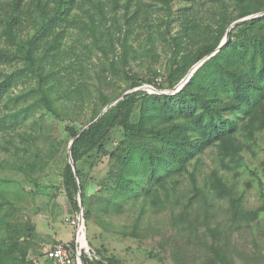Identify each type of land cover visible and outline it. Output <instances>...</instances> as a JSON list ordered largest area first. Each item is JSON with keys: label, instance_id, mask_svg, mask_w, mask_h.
I'll use <instances>...</instances> for the list:
<instances>
[{"label": "trees", "instance_id": "16d2710c", "mask_svg": "<svg viewBox=\"0 0 264 264\" xmlns=\"http://www.w3.org/2000/svg\"><path fill=\"white\" fill-rule=\"evenodd\" d=\"M158 1L164 15L157 18L156 25L135 0H0V65L23 64L12 73L1 74L0 104L5 100L19 102L29 95H39L33 104L14 112L3 114L0 109V137L10 136V143L18 149L13 143L16 134L20 141L37 150L36 135L19 132L18 126L28 122L32 127L37 125L32 113L38 104L59 119L64 115L71 118V113L63 112L60 107H84L87 103L85 84L69 79L67 72L82 75L86 69L82 56L86 57L93 50L109 63L105 73L122 74L130 79L128 90L145 85L158 91L173 90L196 64L207 59L179 92L152 94L139 90L109 108L74 142L72 158L77 176L67 162L62 173L63 188L78 213L81 191L84 218L89 219L86 194L89 177L79 168V162L92 160L93 169L96 157L109 154L120 166L116 194L122 200L151 197L153 204L169 202L179 189L180 179L188 174L193 195L188 199L186 210L201 193L204 200L227 198L233 220L253 222L264 206L245 212L240 205L242 196L232 191L218 170L201 188L197 167L201 156L211 148L216 149L222 169L238 166L246 148L239 132L252 137L264 130V15L233 28L227 43L219 49L234 22L264 13V0H234L237 14L233 16H229L230 8L225 0H206L204 3L211 4V11L205 12L210 14V19L206 14L201 15L202 9L193 4L175 13L176 0ZM173 22L180 25L175 35L170 33ZM163 25L165 33L152 32ZM140 29L148 30L149 39L159 34L172 49L174 61L165 80L159 81L156 71L152 76L139 77L126 68L130 58L138 56L130 40L132 36L139 39L137 31ZM68 35H74L70 44ZM116 54L121 58V69L116 63ZM21 77L36 79L37 88L12 96L11 88ZM125 92L113 99L102 94L100 108L86 126ZM242 112H245L243 119L230 117ZM83 128L71 124L66 130L74 140ZM118 132L122 133V139L111 152L108 145ZM51 153L54 157V152ZM190 166H194L192 171ZM19 169L26 174L25 167ZM1 222L6 221L0 218V230ZM213 250L211 261L234 264L218 249ZM82 261L84 264H120L104 256L90 260L83 255Z\"/></svg>", "mask_w": 264, "mask_h": 264}, {"label": "rangeland", "instance_id": "374dc122", "mask_svg": "<svg viewBox=\"0 0 264 264\" xmlns=\"http://www.w3.org/2000/svg\"><path fill=\"white\" fill-rule=\"evenodd\" d=\"M204 1L176 0L173 9L177 13L181 8L193 4L195 8L202 9L201 15L206 14V18L210 19V14L205 12L211 9V4ZM135 2L147 10L157 25V18L164 15L159 1ZM225 2L230 8L229 16L236 15L234 0ZM156 30L165 33L166 27L163 25L152 32ZM179 30V23L173 22L171 35ZM137 33L139 39L132 36L130 45L138 56L136 59L130 58L127 70L139 77L152 76L151 73L156 71L158 80H165L174 61L172 49L159 34L157 36L155 33L153 39H149L148 30L140 29ZM73 37L67 36L68 44L72 43ZM82 58L86 68L82 75L73 71L67 72L70 76L64 74L85 84L87 103L84 107H60L63 112L69 111L71 118L64 115L59 119L41 103L38 104L32 113V119L37 118V125L32 127L28 122L18 126L19 132H33L36 135L37 150L20 141L16 134L13 143L18 149H14L10 143V136L0 137V218L8 223L1 222L0 264H51L45 257L46 250L55 243L72 242L76 238L81 215L73 209L62 184L63 168L70 162L72 142L66 127L71 124L79 128L86 126L99 110L102 94L113 99L123 91H132L128 90L130 79L122 74L114 76L105 73L109 63L97 50ZM115 60L121 69L119 54H116ZM22 67V63L0 65V79L1 74L12 73ZM35 88L36 79L21 77L11 88V94L17 96ZM169 91L172 90H160ZM38 97L34 94L19 102L5 100L0 104V109L3 114L14 112L33 104ZM244 115L245 112H242L230 117L243 119ZM239 135L246 144L239 165L222 169L216 149L211 148L201 156L197 167L198 184L204 188L211 174L218 170L232 191L242 196V209L253 212L264 206V130L257 131L252 137L241 131ZM121 139L122 133L115 134L108 150L114 151ZM91 163L92 160L79 162V168L89 177L86 194L90 216L87 220L84 218L82 243H88L90 251L97 253L98 258H113L120 264H221L211 261L214 258L213 249L216 248L234 264H264V210L250 223L233 220L227 198L208 197L204 200L201 193L186 210L188 199L193 195L188 174L180 179L179 189L169 202L153 204L151 197L122 200L116 194L119 164L109 154L96 157L93 169ZM20 166L26 168V174L19 169ZM193 169L194 166H190L189 170Z\"/></svg>", "mask_w": 264, "mask_h": 264}, {"label": "built area", "instance_id": "2783aa9c", "mask_svg": "<svg viewBox=\"0 0 264 264\" xmlns=\"http://www.w3.org/2000/svg\"><path fill=\"white\" fill-rule=\"evenodd\" d=\"M81 226L82 222L81 218H79V229L74 241L58 242L46 250L45 257L51 264H84L82 261L83 255H87L90 260L98 258L95 252L90 251L88 243L85 245L82 243L81 235L83 232L80 231Z\"/></svg>", "mask_w": 264, "mask_h": 264}, {"label": "water", "instance_id": "95a60500", "mask_svg": "<svg viewBox=\"0 0 264 264\" xmlns=\"http://www.w3.org/2000/svg\"><path fill=\"white\" fill-rule=\"evenodd\" d=\"M264 14H258V15H253V16H249V17H246V18H243V19H240L236 22H234L230 28L228 29L227 31V34L223 40V42L221 43L220 48H222L226 43H227V40H228V37H229V33L232 31L233 28H235L237 25L243 23V22H246L248 20H251V19H254V18H257V17H260V16H263ZM207 59L201 61L200 63L196 64L188 73V75L184 78V80L177 86L175 87L172 91H169V92H160L158 91L156 88H154L153 86H150V85H145L143 87H139V88H136L132 91H128L126 92L120 99H118L117 101H115L114 103H112L111 105H109L108 107H106L103 112L98 116V118L92 122L91 124H89L88 126H86L85 128L82 129V131L79 133V135L74 139L72 140L71 144H70V165L72 166V169H73V172L74 174L77 176V172H76V168H75V165H74V161H73V158H72V147L74 145V142L80 137V135L86 131L93 123H95L100 117H102L104 115V113L109 109L111 108L112 106H114L116 103H118L120 100H122L126 95L132 93V92H135V91H139V90H150L152 91L151 93L152 94H175L177 92H179L184 86L186 83H188L190 81V79L192 78V76L194 75V73L197 71V69L202 66V64L206 61ZM148 92V91H147ZM78 202H79V207H80V215H81V222H82V225L84 226V207H83V202H82V193L81 191H79V194H78Z\"/></svg>", "mask_w": 264, "mask_h": 264}, {"label": "bare ground", "instance_id": "6f19581e", "mask_svg": "<svg viewBox=\"0 0 264 264\" xmlns=\"http://www.w3.org/2000/svg\"><path fill=\"white\" fill-rule=\"evenodd\" d=\"M80 231L83 232L81 235V241H83V234H84V226L83 225L80 227Z\"/></svg>", "mask_w": 264, "mask_h": 264}]
</instances>
